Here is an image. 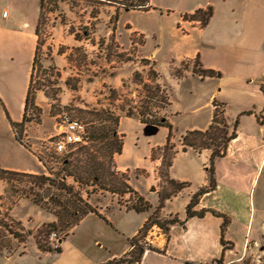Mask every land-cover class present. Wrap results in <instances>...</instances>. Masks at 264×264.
I'll return each instance as SVG.
<instances>
[{"label": "rangeland", "instance_id": "1", "mask_svg": "<svg viewBox=\"0 0 264 264\" xmlns=\"http://www.w3.org/2000/svg\"><path fill=\"white\" fill-rule=\"evenodd\" d=\"M25 1L34 4L40 0ZM120 1L58 0L55 4L45 0L44 11H40L36 27L37 58L31 102L27 106L25 121L16 128L27 148L15 140L16 133L11 129L0 104V167L28 173L38 172L35 175H45L51 179L63 178L62 159L65 156L57 155L52 146L53 138L58 135L55 124L58 116L68 114L82 121L88 128L90 117L86 111L103 108L113 110L122 117L119 133L125 135L123 153L121 156L116 155L114 160L116 162L118 159L120 167L128 170L119 171V174H125L130 179L134 192L149 202L151 210L137 214L115 209L109 215L112 223L90 217L86 222L79 223L76 232L62 242L61 253H44L39 250L37 242L56 248L59 242L51 240L50 236L53 234L58 240L72 232L71 228L63 227L55 218L61 209L52 201L57 196L67 200L68 195L63 193L61 196L53 186L42 185L39 188L37 177L0 171V182L5 183L6 196L10 199V203H4L8 208L4 207V214L0 216V236L11 247L8 258L0 254V264H76L88 256L102 255V248L119 253L127 245L120 231L133 232L137 224H144L143 220L150 212L153 215L160 204L159 194L166 195L175 189L166 177H162V174L167 173L163 166L165 156L168 161L175 155L168 173L170 180L187 184V187L181 191L182 195L164 201L159 216L162 219H165L162 216H177L186 221L188 197L203 182L210 157L203 151L198 154L190 151V148L185 150L181 141L187 132L201 130L209 119L211 108L207 100L214 89V82L203 84L195 75L187 74L188 71H201L197 61H183L179 64L180 54L177 50L184 42L170 32L175 26L173 16L160 15L154 11H125ZM129 26L132 29L138 28L140 34H130ZM151 53L157 58L154 63L138 57L147 58ZM175 64L178 67L173 71ZM180 73L183 77L178 78ZM155 74H158L156 80ZM153 83L167 88L171 102L168 113L160 112L159 104L155 101L150 103L151 114L167 116L172 126V139L167 148L164 147L168 138L167 128L161 127L156 134L147 135L137 117H126L128 109L136 113L140 111L142 103L147 101L143 85ZM113 90L115 94H111ZM254 100L263 111L264 93ZM235 109L226 107L230 124L237 121V116L231 114L232 111L237 114ZM13 113H16L15 110ZM66 180L95 209L108 204L110 200V205L125 209L137 201L133 193L124 197L111 196L100 190L79 187L71 178ZM263 184L264 174L255 193ZM87 191L94 193L88 196ZM258 193L249 210L250 220L246 223L249 234L246 236L244 231L240 232L239 229L244 226L235 229L233 248L225 251H233L232 257L241 255L240 244L247 239L250 251L240 264H264V205L260 204ZM17 203L19 205L14 209L12 218L9 211ZM50 218L52 220L47 222ZM53 222L57 224L54 229L50 226ZM3 225L11 229L19 241L26 240V243L12 244L16 238L8 235ZM174 235L180 237V231L172 234L171 238ZM97 241L103 244L102 248ZM182 241L177 239L178 246L182 247L179 244H183ZM159 243L163 241L159 240ZM187 245L186 255L194 252L190 244ZM5 247L1 252L7 253L9 249ZM220 256L217 255V259Z\"/></svg>", "mask_w": 264, "mask_h": 264}, {"label": "crops", "instance_id": "2", "mask_svg": "<svg viewBox=\"0 0 264 264\" xmlns=\"http://www.w3.org/2000/svg\"><path fill=\"white\" fill-rule=\"evenodd\" d=\"M149 6L148 12L154 11L160 15L174 17L175 26L170 32L172 36H177L180 41L184 42L177 50L180 54L179 64L183 61H197L201 70L221 74L220 78L216 76L202 78L200 75L193 74L192 71L187 73L195 75L203 84L214 82V89L208 95L207 100L211 108L210 117L201 130H196L205 131L211 125L215 111L214 102L220 104L221 109H225V117L229 124L226 107L231 110L232 108L237 109L234 110L237 114L233 111L231 113L232 116H237V138L229 143L226 155L214 162L217 189L204 195L196 208L197 210L213 209L228 216L231 222L227 228L225 240L233 244L235 229L244 226L239 229L240 232L244 231L246 236L249 234V227L246 223L250 220L249 210L255 203L258 192L260 204L264 205V184L255 193L264 174V124L258 120L264 110L261 111V105L254 100L263 94L261 85L264 80V59L262 61L264 0H150ZM209 7L212 8L213 15L204 27L199 21L184 18L185 15H193L197 10H206ZM40 11L41 0L34 4H27L25 0H0V104L13 131L11 122L19 124L24 119L27 92L33 74V60L37 50L36 27H38ZM129 28L130 26L128 27L130 34L133 32L140 34L138 28ZM138 57L151 62L157 59L153 53L147 58ZM177 67L178 65L175 64L173 71ZM230 125L232 127L234 124ZM16 137L15 134L14 138L19 142ZM202 153L211 157L209 150H204ZM116 163L118 172L128 170L120 167L118 159ZM0 170L23 174L38 173H28L20 169H2L1 167ZM207 174L206 171L204 180L196 191L209 184ZM4 184L0 182V216L4 214L2 213L4 207L8 208L4 203L10 200L6 196ZM194 193L188 197L187 205ZM182 194L179 191L176 195ZM111 201L97 209L109 223L111 222L109 215L113 214L115 209L120 212H134L120 206L110 205ZM18 203L10 211L8 210L11 217ZM151 215L150 212L143 222L145 223ZM90 217L101 219L96 214H90L80 223L86 222ZM162 217L166 220L177 216ZM50 220L52 219H48L47 222ZM222 221L223 219L213 217L208 213L203 219L195 217L186 221L185 226H180V224L171 226L167 240L161 244V248L145 251L141 261L137 264H215L219 260L216 257L219 254L224 264H240L250 251L249 243L247 239L242 240L240 244L242 254L237 257H232L233 251L224 252V247L220 242ZM142 225L144 224H137L133 232L119 230L127 243L123 250L118 251L119 253L116 254V250L109 251L102 248L103 244L97 241L96 243L104 253L88 256L83 262L76 264H109L126 257L133 251L130 240L139 234ZM78 226L68 236H72ZM178 230L181 236L174 235L171 238L172 234ZM177 239L180 241L183 239L184 245L179 243L182 247L178 246ZM13 243L23 245L16 240H13ZM188 243L194 252L186 255ZM254 245L256 246L257 243L255 242ZM0 254H4L7 258L10 255Z\"/></svg>", "mask_w": 264, "mask_h": 264}, {"label": "trees", "instance_id": "3", "mask_svg": "<svg viewBox=\"0 0 264 264\" xmlns=\"http://www.w3.org/2000/svg\"><path fill=\"white\" fill-rule=\"evenodd\" d=\"M53 3L57 4L58 0H50ZM60 2H65V0H59ZM150 0H122L120 4L122 5L125 11L138 10V11H149ZM45 8V0H41V11H44ZM201 13L204 15L201 16ZM211 15H213L212 8H207L206 10L199 9L193 15L184 16L186 20L190 21H199L201 26H206L209 22ZM37 58V50L36 56L33 60V72L35 69V61ZM144 61L148 62L149 60L144 59ZM200 75L202 78L206 77H217L220 78L221 74H216L214 71H194L193 74ZM34 74V73H33ZM33 74L31 75L30 87L27 92V100L25 106L24 119H26L27 114V106H29L31 102V90H32V79ZM157 75V76H156ZM178 78L183 77V74L180 73L177 75ZM155 80L158 78V74L154 76ZM153 85V86H152ZM147 85L144 84V91L146 92L147 101L142 103L140 107V111L138 113L128 109L126 113V117H137L140 121L141 125L146 126H157V127H165L168 130V138L164 145V147H168L170 141L172 139V126L167 120V116H160L157 114L153 116L151 114L150 103L155 101L156 104H159L160 112L168 113V109L171 107V102L168 96L167 88L161 87L159 84ZM261 90L264 93V85H261ZM116 91L113 90L111 94H115ZM215 111L213 113V119L211 125L205 131L192 130L185 134L182 137L181 144L186 150L190 148L191 150L200 153V151L209 150L211 152V157L209 158V167L206 168L209 184L206 187H203L196 191L192 197L189 205L186 206V221L197 218L203 219L206 214L210 213L213 217L223 219L221 224V245L225 250H231L233 248V244L225 240V235L227 228L230 224V219L228 216L216 212L213 209H203L197 210L196 208L200 204L201 198L217 189V181L215 178V170H214V162L218 158H222L226 155L229 143H232L237 138V130L238 121L234 124L233 127L228 123L225 117V109L222 108L221 112L219 109L221 108L220 104H216L214 102ZM88 116L90 117L88 122V143L85 145H81L75 149H70L66 154L60 155L65 156L62 159L63 163V178L55 177V179H51L50 177H46L45 175H35V174H23L28 177H37L39 179V188L42 185L53 186L57 191H59L61 196L63 193L68 195V199L64 200L61 197L57 196L53 199V204L61 209V212H57L55 214V218L58 220L59 224L63 227L73 229L80 223L83 218H86L90 214H96L101 217L102 220L106 221L104 217L99 213V211L93 208L86 199L82 197L80 193L75 192L73 186L67 183V178H71L72 182L77 184L79 187H83L86 189L92 188V191L100 190L102 192L108 193L111 196L118 195L119 197H124L129 193H133L135 197H137L136 204H132L128 207V210H133L134 212L140 214L151 210V206L149 202L146 201L143 197L137 196L136 192L132 189L130 185V179L126 177L125 174H119L116 166V162L114 157L116 155L121 156L124 149V140L125 135L120 134L119 132V124L121 122L120 114L115 113L113 110L109 109H93L91 111H86ZM258 120L264 124V115L262 114L258 117ZM22 121V122H23ZM11 126L14 129L16 135L18 132L16 128L18 126H22L21 123L16 124L11 122ZM222 126V127H221ZM221 127V128H219ZM16 139L24 145L21 136L18 134ZM25 146V145H24ZM27 148V147H25ZM174 148V147H173ZM166 157V156H165ZM165 157H163V166L166 168L167 173L162 177H166L169 180V183L174 186L172 192L168 194H159L160 204L157 209L151 215V217L146 220L139 234L130 240L133 251H131L126 257L121 258L119 260H114L109 264H137L141 261L143 254L145 253L146 248L143 245V239L147 236L148 231L153 226H158L168 235L171 226L176 224H180V226H185L186 221L181 222L178 217H174L172 219H162L159 214L160 210L164 204V201L170 200L173 196H175L179 191H182L187 187V184L176 183L169 178V171L172 167V159L175 157H171L168 161H166ZM40 160V159H39ZM40 162L43 164L42 160ZM1 172L7 174H18L16 172H7L6 170H0ZM89 196L94 192H86ZM36 197H38L36 195ZM38 199V198H37ZM38 201V200H36ZM38 203V202H37ZM39 204V203H38ZM56 223H51L50 226L53 229L56 227ZM6 228V233L10 236H13L11 229H8L6 225H3ZM69 233H66L58 243L56 248H53L48 245H44L42 242H37V246L40 251L43 252H55L61 253V244L68 237ZM6 237V235H3ZM16 238L15 240L21 244H25L26 240H18L17 236H13ZM7 238V237H6ZM13 244V242H12ZM5 245V246H3ZM9 249L7 253L1 252L2 248ZM156 250V249H151ZM0 253H5L9 255L11 253V247L9 242L6 240H2L0 236ZM130 258V259H128ZM215 264H224L223 259H219L215 262Z\"/></svg>", "mask_w": 264, "mask_h": 264}, {"label": "built area", "instance_id": "4", "mask_svg": "<svg viewBox=\"0 0 264 264\" xmlns=\"http://www.w3.org/2000/svg\"><path fill=\"white\" fill-rule=\"evenodd\" d=\"M58 135L53 138L52 146L57 155L66 154L70 149H75L81 145L88 143L89 135L85 124L78 119L72 118L68 114L58 116L55 122ZM18 135V134H17ZM36 152L35 148H32ZM51 240L59 242L55 235L50 236ZM159 240L164 243L167 240V234L158 226H153L148 231L147 236L143 239V245L146 250L159 249L161 244Z\"/></svg>", "mask_w": 264, "mask_h": 264}, {"label": "water", "instance_id": "5", "mask_svg": "<svg viewBox=\"0 0 264 264\" xmlns=\"http://www.w3.org/2000/svg\"><path fill=\"white\" fill-rule=\"evenodd\" d=\"M158 129H159V127H157V126H151V124L150 125H146L145 126V133L147 135H151L152 136V135L156 134Z\"/></svg>", "mask_w": 264, "mask_h": 264}]
</instances>
